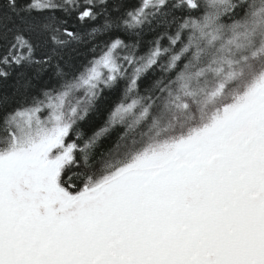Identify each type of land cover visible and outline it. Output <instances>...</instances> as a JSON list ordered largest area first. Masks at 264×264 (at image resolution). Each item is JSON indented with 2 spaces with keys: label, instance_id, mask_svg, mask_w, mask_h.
I'll list each match as a JSON object with an SVG mask.
<instances>
[{
  "label": "snow or ice",
  "instance_id": "6c2138e0",
  "mask_svg": "<svg viewBox=\"0 0 264 264\" xmlns=\"http://www.w3.org/2000/svg\"><path fill=\"white\" fill-rule=\"evenodd\" d=\"M0 264H264V0H0Z\"/></svg>",
  "mask_w": 264,
  "mask_h": 264
}]
</instances>
